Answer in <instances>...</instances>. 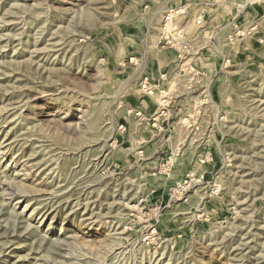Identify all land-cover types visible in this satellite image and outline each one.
<instances>
[{
  "label": "rangeland",
  "instance_id": "obj_1",
  "mask_svg": "<svg viewBox=\"0 0 264 264\" xmlns=\"http://www.w3.org/2000/svg\"><path fill=\"white\" fill-rule=\"evenodd\" d=\"M0 264H264V0H0Z\"/></svg>",
  "mask_w": 264,
  "mask_h": 264
},
{
  "label": "bare ground",
  "instance_id": "obj_2",
  "mask_svg": "<svg viewBox=\"0 0 264 264\" xmlns=\"http://www.w3.org/2000/svg\"><path fill=\"white\" fill-rule=\"evenodd\" d=\"M2 134V133H1ZM18 190V189H17ZM20 201V200H19Z\"/></svg>",
  "mask_w": 264,
  "mask_h": 264
}]
</instances>
